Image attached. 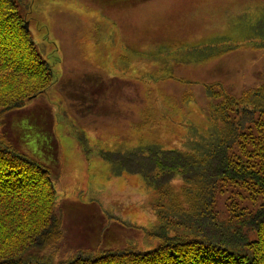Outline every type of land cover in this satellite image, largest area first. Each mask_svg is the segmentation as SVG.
<instances>
[{"label": "rangeland", "instance_id": "obj_1", "mask_svg": "<svg viewBox=\"0 0 264 264\" xmlns=\"http://www.w3.org/2000/svg\"><path fill=\"white\" fill-rule=\"evenodd\" d=\"M30 2L28 25L55 80L4 118L16 147L57 173L65 230L56 248L42 247L41 255L57 261L84 246L152 247V189L139 173H111L102 151L139 137L183 145L191 120L206 121L202 82L219 79L235 94L258 85L264 80V49L245 44L204 63L170 61L173 77L154 80L140 72L156 65L131 59L130 50L220 35L243 40L259 32L255 24L264 15V0ZM144 116L149 121L133 129ZM107 218L120 225H107Z\"/></svg>", "mask_w": 264, "mask_h": 264}, {"label": "trees", "instance_id": "obj_2", "mask_svg": "<svg viewBox=\"0 0 264 264\" xmlns=\"http://www.w3.org/2000/svg\"><path fill=\"white\" fill-rule=\"evenodd\" d=\"M30 5L0 0V264H264V80L238 94L219 79L203 81L206 121L191 120L183 145L139 137L102 151L111 173H139L152 189L155 245L84 246L57 261L41 255L42 247L56 248L65 230L57 173L16 147L4 118L55 80L25 27ZM258 24L244 41L220 35L174 47L156 43L131 49V59L156 65L141 77H173L170 61L204 63L241 46L264 49V15ZM148 121L144 116L131 127Z\"/></svg>", "mask_w": 264, "mask_h": 264}, {"label": "water", "instance_id": "obj_3", "mask_svg": "<svg viewBox=\"0 0 264 264\" xmlns=\"http://www.w3.org/2000/svg\"><path fill=\"white\" fill-rule=\"evenodd\" d=\"M24 23H25V27L28 28V24H29L28 20H26Z\"/></svg>", "mask_w": 264, "mask_h": 264}]
</instances>
